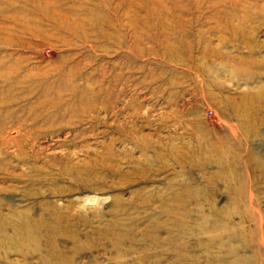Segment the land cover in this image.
Returning a JSON list of instances; mask_svg holds the SVG:
<instances>
[{"label":"rangeland","instance_id":"1","mask_svg":"<svg viewBox=\"0 0 264 264\" xmlns=\"http://www.w3.org/2000/svg\"><path fill=\"white\" fill-rule=\"evenodd\" d=\"M0 264H264V0H0Z\"/></svg>","mask_w":264,"mask_h":264},{"label":"bare ground","instance_id":"2","mask_svg":"<svg viewBox=\"0 0 264 264\" xmlns=\"http://www.w3.org/2000/svg\"><path fill=\"white\" fill-rule=\"evenodd\" d=\"M87 198H88V197H87ZM85 199H86V198H85ZM88 199H91V198H88ZM91 201H94V198H92ZM86 204H88V203H86Z\"/></svg>","mask_w":264,"mask_h":264}]
</instances>
